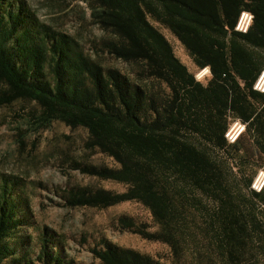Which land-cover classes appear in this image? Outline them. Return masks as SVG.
Here are the masks:
<instances>
[{"label":"trees","instance_id":"16d2710c","mask_svg":"<svg viewBox=\"0 0 264 264\" xmlns=\"http://www.w3.org/2000/svg\"><path fill=\"white\" fill-rule=\"evenodd\" d=\"M78 1L109 33L104 49L131 73L104 65L25 0H0V107L28 100L40 110L36 128L61 121L87 130V147L116 164L77 167L125 189L72 187L66 204L141 203L154 225L123 216V229L169 249L153 255L103 236L90 247L100 264H242L246 239L264 236V188L253 187L264 166V92L255 87L264 71V0ZM245 10L254 18L242 32ZM162 27L200 70L210 69L206 82ZM235 121L245 129L231 142ZM14 186L0 178V264H77L50 249L46 232L36 257L17 256L13 237L26 214Z\"/></svg>","mask_w":264,"mask_h":264},{"label":"rangeland","instance_id":"374dc122","mask_svg":"<svg viewBox=\"0 0 264 264\" xmlns=\"http://www.w3.org/2000/svg\"><path fill=\"white\" fill-rule=\"evenodd\" d=\"M25 2L41 21L76 37L83 48L104 65L131 73L130 64L104 49L103 42L109 33L92 21L91 10L86 2ZM161 30L197 79L206 82L207 75L200 77L202 69L194 63L179 39L169 29L162 27ZM39 113L38 106L28 100L0 107V178H10L15 183L14 196L19 199L26 214L24 224L17 230L16 238L13 237L18 244L17 256L36 257L40 249V236L45 232L53 241L49 245L50 249L62 251L77 264H100L90 247L103 236L121 246L167 256L169 249L166 244L123 229V216H132L138 221L154 225L151 214L141 203L126 201L108 208L73 207L66 204L65 196L72 187H104L123 191L125 185L90 176L77 167L79 163L116 164L113 158L87 147V130L82 127L71 128L61 121L36 128ZM263 168H258L255 178Z\"/></svg>","mask_w":264,"mask_h":264},{"label":"built area","instance_id":"2783aa9c","mask_svg":"<svg viewBox=\"0 0 264 264\" xmlns=\"http://www.w3.org/2000/svg\"><path fill=\"white\" fill-rule=\"evenodd\" d=\"M253 18L254 15L252 12L247 10L243 11L239 17L236 28L242 32H247L252 25ZM208 74H210V69L208 67L202 69L199 73L200 77L206 76ZM255 87L258 90L264 92V71H262V73L260 74ZM244 129V123H242L241 121H235V124L228 130L226 135L231 142H235ZM253 187L258 191H261L264 188V169L260 171L259 175L255 179Z\"/></svg>","mask_w":264,"mask_h":264},{"label":"crops","instance_id":"0c3cea01","mask_svg":"<svg viewBox=\"0 0 264 264\" xmlns=\"http://www.w3.org/2000/svg\"><path fill=\"white\" fill-rule=\"evenodd\" d=\"M264 209V203H263ZM242 250V257L245 260L242 264H264V236L260 239L258 236H251V239Z\"/></svg>","mask_w":264,"mask_h":264}]
</instances>
